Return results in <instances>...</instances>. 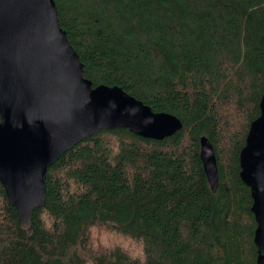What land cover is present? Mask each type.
I'll return each mask as SVG.
<instances>
[{"label": "trees", "instance_id": "16d2710c", "mask_svg": "<svg viewBox=\"0 0 264 264\" xmlns=\"http://www.w3.org/2000/svg\"><path fill=\"white\" fill-rule=\"evenodd\" d=\"M54 2L93 86H120L182 127L162 139L111 128L79 141L48 167L26 230L0 183V264H256L239 152L264 90V0Z\"/></svg>", "mask_w": 264, "mask_h": 264}, {"label": "water", "instance_id": "95a60500", "mask_svg": "<svg viewBox=\"0 0 264 264\" xmlns=\"http://www.w3.org/2000/svg\"><path fill=\"white\" fill-rule=\"evenodd\" d=\"M181 127L176 115L152 110L120 86H93L54 0H0V183L20 228L28 229L44 204L48 167L79 141L111 128L162 139ZM199 156L216 191L215 152L204 135ZM239 165L252 198L256 264H264V90Z\"/></svg>", "mask_w": 264, "mask_h": 264}]
</instances>
